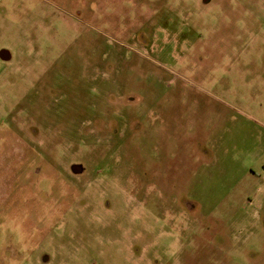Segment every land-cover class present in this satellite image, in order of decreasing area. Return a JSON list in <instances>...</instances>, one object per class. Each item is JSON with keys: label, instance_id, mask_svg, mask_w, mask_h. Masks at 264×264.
<instances>
[{"label": "rangeland", "instance_id": "obj_1", "mask_svg": "<svg viewBox=\"0 0 264 264\" xmlns=\"http://www.w3.org/2000/svg\"><path fill=\"white\" fill-rule=\"evenodd\" d=\"M0 264H264V0H0Z\"/></svg>", "mask_w": 264, "mask_h": 264}, {"label": "water", "instance_id": "obj_2", "mask_svg": "<svg viewBox=\"0 0 264 264\" xmlns=\"http://www.w3.org/2000/svg\"><path fill=\"white\" fill-rule=\"evenodd\" d=\"M0 59L3 61H7L10 59V54L6 50L0 51Z\"/></svg>", "mask_w": 264, "mask_h": 264}]
</instances>
